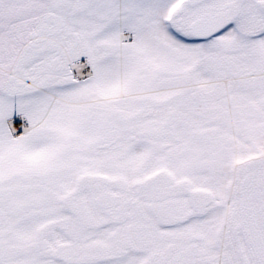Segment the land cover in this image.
I'll return each instance as SVG.
<instances>
[{"label": "snow or ice", "instance_id": "1", "mask_svg": "<svg viewBox=\"0 0 264 264\" xmlns=\"http://www.w3.org/2000/svg\"><path fill=\"white\" fill-rule=\"evenodd\" d=\"M0 264H264V0H0Z\"/></svg>", "mask_w": 264, "mask_h": 264}]
</instances>
